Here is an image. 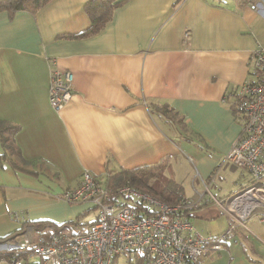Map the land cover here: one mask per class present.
Wrapping results in <instances>:
<instances>
[{
	"label": "crops",
	"instance_id": "0c3cea01",
	"mask_svg": "<svg viewBox=\"0 0 264 264\" xmlns=\"http://www.w3.org/2000/svg\"><path fill=\"white\" fill-rule=\"evenodd\" d=\"M90 1L0 12V118L20 126L21 155L10 158L23 169L0 158V238L12 235L0 242V264H10L4 253L11 241L54 230L38 232L35 222H73L69 227L79 232L81 223L95 221L97 215L84 220L95 210L91 204L58 198L86 171L114 190L111 175L163 167L183 197L196 202L188 218L204 237L229 227L213 197L250 182L225 157L241 133L234 97L253 79L254 51L264 48V19L250 8L254 1L124 0L96 34L66 38L91 26ZM53 71L74 77L60 111L49 104ZM164 105L181 121L156 112ZM181 157L190 169L180 180L172 167ZM202 264H264V222L254 218L238 228Z\"/></svg>",
	"mask_w": 264,
	"mask_h": 264
},
{
	"label": "built area",
	"instance_id": "2783aa9c",
	"mask_svg": "<svg viewBox=\"0 0 264 264\" xmlns=\"http://www.w3.org/2000/svg\"><path fill=\"white\" fill-rule=\"evenodd\" d=\"M250 8L264 19V0L254 1ZM251 72L253 79L234 97L232 107L242 121L241 133L225 157L247 171L250 182L225 198L213 197L229 220L223 234L204 237L194 230L188 218L196 204L192 199L168 203L131 185L114 191L86 171L77 187L58 198L70 205L94 206L95 223L82 233L67 226L10 244L7 252L18 253L9 257V263L118 264L125 257L127 264H202L208 255L221 251L238 228H246L254 218L264 222V48L254 51ZM73 80L69 71L51 73L49 104L53 110L60 111L71 99ZM134 201L146 211L137 209ZM13 217L24 221L21 215Z\"/></svg>",
	"mask_w": 264,
	"mask_h": 264
},
{
	"label": "trees",
	"instance_id": "16d2710c",
	"mask_svg": "<svg viewBox=\"0 0 264 264\" xmlns=\"http://www.w3.org/2000/svg\"><path fill=\"white\" fill-rule=\"evenodd\" d=\"M50 0H0V12L7 11L11 15L17 13L18 11H25L30 13H36L39 11L47 2ZM124 0H91L87 6L86 10L91 18V26L84 32L78 35H68L66 38H84L96 34L101 30V28L106 24L111 16V11L120 6ZM256 1V0H248ZM234 109V108H233ZM156 112L161 113L164 117H167L172 121V123H177L181 121L178 118L177 113L172 109L164 105L156 110ZM235 115H237L234 109ZM20 131V126L5 121L0 118V141L2 143L4 154L0 155V158H5L10 160L12 167L15 170L23 171L13 160L11 156H20V149L16 143V135ZM114 191L123 184H131L136 186L142 191L149 192L153 196H156L168 203H176L178 200L184 198L182 194V187L176 183L173 179L164 175L163 167H144L131 171H120L109 177ZM163 179H166L165 181ZM121 202V201H120ZM133 205L141 210L146 211V207L140 202H133ZM149 213V212H146ZM96 220V219H95ZM73 222L64 223L62 225H56L49 221H39L35 222L34 227L36 231L41 232L44 228L51 226L55 230H58L62 226H69ZM77 223V222H76ZM95 221L90 223L83 222L80 224L79 232H86L87 227H91ZM79 224V223H78ZM86 226V227H85ZM238 230V229H237ZM235 231V233L237 232ZM12 235L0 238V242L8 240ZM14 253H18L17 250L5 252L4 256H11ZM1 257V256H0Z\"/></svg>",
	"mask_w": 264,
	"mask_h": 264
},
{
	"label": "rangeland",
	"instance_id": "374dc122",
	"mask_svg": "<svg viewBox=\"0 0 264 264\" xmlns=\"http://www.w3.org/2000/svg\"><path fill=\"white\" fill-rule=\"evenodd\" d=\"M239 123L240 124H242V121H239ZM188 157H181L180 159H179V162H177V163H173V170L175 171V175H176V179H182V178H185L186 177V174H187V172H188V170L190 169L189 167L190 166H188V165H190L189 164V161L190 160H188L187 159ZM186 171V172H185ZM185 172V173H184ZM164 181L166 180V179H163ZM97 215V211H91L90 213H89V215L84 219L85 221H90V220H92V218L93 217H95ZM12 243L11 244H15V240H13V241H11ZM126 258L125 257H121L120 258V260H119V264H125V262H126V260H125Z\"/></svg>",
	"mask_w": 264,
	"mask_h": 264
}]
</instances>
